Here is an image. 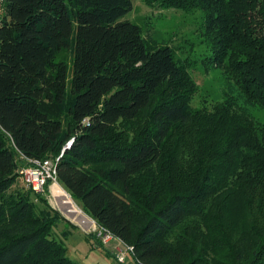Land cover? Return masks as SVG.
<instances>
[{
  "label": "trees",
  "instance_id": "obj_1",
  "mask_svg": "<svg viewBox=\"0 0 264 264\" xmlns=\"http://www.w3.org/2000/svg\"><path fill=\"white\" fill-rule=\"evenodd\" d=\"M145 2L202 11L210 62L242 102L232 89L193 107L198 86L173 47L125 19L133 0H4L0 264H79L54 236L67 218L48 185L16 187L29 159L48 158L82 210L133 247L116 264H264V123L247 110L264 106V0Z\"/></svg>",
  "mask_w": 264,
  "mask_h": 264
},
{
  "label": "rangeland",
  "instance_id": "obj_2",
  "mask_svg": "<svg viewBox=\"0 0 264 264\" xmlns=\"http://www.w3.org/2000/svg\"><path fill=\"white\" fill-rule=\"evenodd\" d=\"M125 19L134 21L140 25L146 35L151 34L152 37L162 44H170L173 47L177 58L186 64L187 71L190 77L198 86L197 92L193 97L192 106L195 108H205L213 110L216 104H221L229 91L240 100V93L233 85L230 90V81L228 80L225 69L222 66L210 62L212 57L211 50L204 40L203 30L205 18L201 10L185 11L181 8H166L159 5H149L145 0H133V9L125 16ZM76 27V26H75ZM76 32L73 33L75 37ZM68 63V86L73 76L72 66V49H67L61 53ZM258 122L264 123V106L251 105L247 108ZM57 181L50 180L47 182L49 193L48 198L51 204L59 209V211L67 218L58 224L54 229V236L58 240H63L67 246V255L79 264H104L114 262L117 257L119 247H122L116 239L108 244H99L91 238L87 233L94 232L89 223L81 225L82 219H87L88 222L95 221L90 218L82 207L68 193L72 204L80 210L81 214L78 218H74L65 207L58 204L52 193V186ZM16 187L28 188L24 181V176H20L16 183ZM75 225V226H74ZM63 230H69V235L64 238ZM108 245L110 248L107 249ZM119 245V247H118ZM129 256L126 258L127 263ZM145 264V263H140Z\"/></svg>",
  "mask_w": 264,
  "mask_h": 264
},
{
  "label": "built area",
  "instance_id": "obj_3",
  "mask_svg": "<svg viewBox=\"0 0 264 264\" xmlns=\"http://www.w3.org/2000/svg\"><path fill=\"white\" fill-rule=\"evenodd\" d=\"M4 0H0V26L1 20L4 15ZM70 143V142H69ZM68 143V146H69ZM59 158H57L58 160ZM57 160L48 159H29L32 165L22 168L20 170L21 175L24 176V181L28 188H31L35 192L45 193L47 182L53 180L57 182ZM93 228L97 238L102 241L103 244H108L112 240L116 239L120 242L122 247H119L118 253L116 254L117 260L121 263L126 262L128 254L132 252L133 247L124 243L122 240L116 238L114 234L106 227L97 225L96 222Z\"/></svg>",
  "mask_w": 264,
  "mask_h": 264
},
{
  "label": "bare ground",
  "instance_id": "obj_4",
  "mask_svg": "<svg viewBox=\"0 0 264 264\" xmlns=\"http://www.w3.org/2000/svg\"><path fill=\"white\" fill-rule=\"evenodd\" d=\"M52 193L54 196L55 201L60 204L61 206L65 207L70 213L77 214V216L73 215L74 218H78V215L81 214L80 210H78L73 204L71 199L68 196V193L63 189L59 184L54 183L52 186ZM79 219V218H78ZM81 225L83 224H90L89 227H86V229H90L91 227L94 228L95 223L88 222L87 219H82L79 221ZM84 226V225H83ZM85 227V226H84ZM92 228V229H93Z\"/></svg>",
  "mask_w": 264,
  "mask_h": 264
},
{
  "label": "crops",
  "instance_id": "obj_5",
  "mask_svg": "<svg viewBox=\"0 0 264 264\" xmlns=\"http://www.w3.org/2000/svg\"><path fill=\"white\" fill-rule=\"evenodd\" d=\"M112 243L115 244L116 242H112V241H111V245H112ZM118 246H119V245H118ZM109 248H110V245H108L107 249H109ZM104 264H116V262H115V261H114V262H110V261H109L108 263H104Z\"/></svg>",
  "mask_w": 264,
  "mask_h": 264
}]
</instances>
